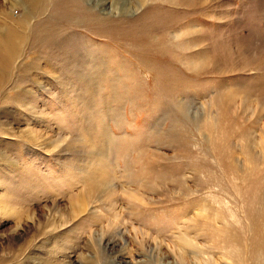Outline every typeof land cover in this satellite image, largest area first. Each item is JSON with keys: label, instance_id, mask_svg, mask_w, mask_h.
<instances>
[{"label": "rangeland", "instance_id": "1", "mask_svg": "<svg viewBox=\"0 0 264 264\" xmlns=\"http://www.w3.org/2000/svg\"><path fill=\"white\" fill-rule=\"evenodd\" d=\"M33 1L0 0V264H264V0Z\"/></svg>", "mask_w": 264, "mask_h": 264}, {"label": "bare ground", "instance_id": "2", "mask_svg": "<svg viewBox=\"0 0 264 264\" xmlns=\"http://www.w3.org/2000/svg\"><path fill=\"white\" fill-rule=\"evenodd\" d=\"M35 2H37L36 0H34ZM33 1V2H34ZM32 2V3H33ZM34 4V3H33ZM37 4V3H36ZM38 6V5H37ZM33 7H35V6H33ZM120 12V11H119ZM120 13H122V12H120ZM119 13V14H120ZM10 41H11V34L9 35V33L7 34V35H5V37L4 38H2V39H0V47H2V48H4V50L3 51H5V54H6V56L8 55V56H10L9 57V61H10V58L12 57V55L13 56H15V54H16V51L14 50L15 48L14 47H12L11 46V44H10ZM8 52V53H7ZM8 58H4V59H2V61H4V62H7L8 60H7ZM2 66V65H1ZM101 187H102V185H101ZM101 187L99 186V188L101 189ZM102 189H104V187H102ZM94 192V191H93ZM101 193V192H100ZM99 193V194H100ZM108 193V192H107ZM106 195V194H105ZM93 196H95V195H93ZM91 197H92V195L90 196V195H88V197H86V199H88V200H90L91 199ZM86 201V200H85ZM88 203V202H87ZM86 203V204H87ZM260 203V202H259ZM86 206V205H85ZM79 208H81L82 209V206H80ZM256 211V210H255Z\"/></svg>", "mask_w": 264, "mask_h": 264}]
</instances>
